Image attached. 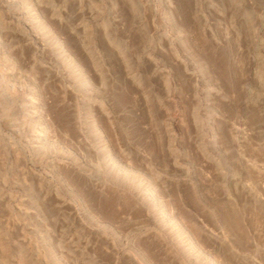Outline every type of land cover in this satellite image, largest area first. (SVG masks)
Returning <instances> with one entry per match:
<instances>
[{
  "label": "rangeland",
  "instance_id": "374dc122",
  "mask_svg": "<svg viewBox=\"0 0 264 264\" xmlns=\"http://www.w3.org/2000/svg\"><path fill=\"white\" fill-rule=\"evenodd\" d=\"M0 264H264V0H0Z\"/></svg>",
  "mask_w": 264,
  "mask_h": 264
},
{
  "label": "bare ground",
  "instance_id": "6f19581e",
  "mask_svg": "<svg viewBox=\"0 0 264 264\" xmlns=\"http://www.w3.org/2000/svg\"><path fill=\"white\" fill-rule=\"evenodd\" d=\"M181 222V221H180ZM183 226H185V224L183 225ZM187 227V226H186ZM192 235V234H191ZM194 238V237H193Z\"/></svg>",
  "mask_w": 264,
  "mask_h": 264
}]
</instances>
